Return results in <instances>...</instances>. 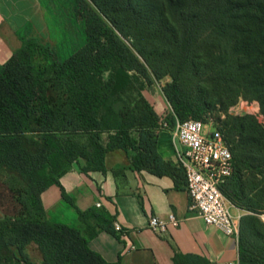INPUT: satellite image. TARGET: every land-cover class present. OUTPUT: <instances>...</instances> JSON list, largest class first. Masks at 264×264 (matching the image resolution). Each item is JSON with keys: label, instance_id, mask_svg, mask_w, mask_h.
Listing matches in <instances>:
<instances>
[{"label": "trees", "instance_id": "obj_1", "mask_svg": "<svg viewBox=\"0 0 264 264\" xmlns=\"http://www.w3.org/2000/svg\"><path fill=\"white\" fill-rule=\"evenodd\" d=\"M87 1L92 8L76 0L85 26L76 52L60 58L28 38L0 66V264H110L88 243L101 231L116 234L113 217L80 211L62 193L79 226L55 224L42 193L74 165L106 171L104 157L115 150L134 171L168 176L180 189L185 171L160 157L157 142L162 122L172 129L188 119L221 131L233 171L219 189L244 212L238 263L264 264V126L225 115L246 98L264 118V0ZM167 76L170 112L161 121L143 92ZM216 105L224 120L211 118ZM174 264L210 263L183 255Z\"/></svg>", "mask_w": 264, "mask_h": 264}, {"label": "crops", "instance_id": "obj_2", "mask_svg": "<svg viewBox=\"0 0 264 264\" xmlns=\"http://www.w3.org/2000/svg\"><path fill=\"white\" fill-rule=\"evenodd\" d=\"M75 8L76 0H0V66L28 38L76 52L83 45L79 43L82 24ZM150 87L144 96L163 121L170 105L161 91L156 95L152 93L154 87ZM167 109L170 111V107ZM157 148L164 161L177 165L168 129L159 133ZM104 165L106 171L86 174L74 165L60 177L59 186L52 185L44 191L41 201L47 219L55 224L79 226L76 209L62 198V193L73 199L80 211L102 209L113 217L114 228L119 225L121 231L115 235L101 231L89 240L88 247L110 264H174V257L183 255L201 257L210 264L238 262V235L227 236L189 211L185 184L177 189L168 176L134 171L121 150L108 152ZM230 207L239 223L244 212L231 204ZM169 216L176 219L175 227L167 224L161 234L150 230L152 217L168 221ZM39 259L36 254L35 262Z\"/></svg>", "mask_w": 264, "mask_h": 264}, {"label": "built area", "instance_id": "obj_3", "mask_svg": "<svg viewBox=\"0 0 264 264\" xmlns=\"http://www.w3.org/2000/svg\"><path fill=\"white\" fill-rule=\"evenodd\" d=\"M162 124L163 130L168 129L166 123ZM168 130L177 164L185 171L188 210L201 218L204 224L215 226L227 236L237 237L239 223L232 216L230 204L219 189L233 171L232 154L221 131L212 123L204 124L194 119L176 121L174 128ZM99 206L100 203H97ZM167 224L175 227L176 219L169 216L165 221L152 217L148 226L153 232L161 234L166 231ZM115 230L121 231L120 226L115 225Z\"/></svg>", "mask_w": 264, "mask_h": 264}, {"label": "rangeland", "instance_id": "obj_4", "mask_svg": "<svg viewBox=\"0 0 264 264\" xmlns=\"http://www.w3.org/2000/svg\"><path fill=\"white\" fill-rule=\"evenodd\" d=\"M83 1L88 3L87 0H83ZM89 6H90V4H89ZM76 8H77V5H76ZM76 8H75V10H76ZM82 14H83V11H80V15H82ZM77 19L82 24L81 25L82 28H81V31H80V38H79L80 41H79V43H80V45H83L85 43L84 19L82 17H78ZM76 40H77V37H76ZM64 48H66V47H64ZM57 50H58V56L60 58H64V59H66L67 57H69L71 54L74 53L73 51L65 50L63 48H60V49H57ZM171 81H172L171 78L168 77V76L165 77L164 79H162L160 82H155L154 81L153 84L151 85L154 88L150 87V88L154 89V90H152V93H154L156 95H160L161 88L164 85H166L167 83L171 82ZM215 98L216 97H212L211 102L213 100H215ZM167 108H169V107H166V109H165V114L166 115L169 114V112H170L169 109H167ZM218 108H219V106L216 105L215 108H214L215 111H213V113L211 115V118L215 120L216 116H219L220 119L224 120V114H223V112H220ZM260 111H261V108H260V104H259L258 101H256V100H246V98H241V99L238 100V102L234 106H232V107H230L229 109L226 110L225 115H228V116H239V115L252 116V117H254L256 119V121L260 125L264 126V118L261 115ZM261 219L264 222V216L263 215L261 216ZM30 253H31V256H32L33 260H35L36 259V250L33 247H31Z\"/></svg>", "mask_w": 264, "mask_h": 264}]
</instances>
